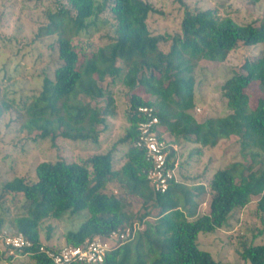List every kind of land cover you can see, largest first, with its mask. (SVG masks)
<instances>
[{
	"label": "trees",
	"instance_id": "obj_1",
	"mask_svg": "<svg viewBox=\"0 0 264 264\" xmlns=\"http://www.w3.org/2000/svg\"><path fill=\"white\" fill-rule=\"evenodd\" d=\"M64 1L75 17L70 15L71 10L62 9L54 18L53 29L48 30L50 34L59 32L62 65L52 78L44 79L42 92L24 104V127L39 132L40 138L50 139L53 145L58 137L97 142L99 127L116 115L113 94L102 86L111 79L112 84L120 81L130 90L129 126L115 147L129 144L131 148L118 169L109 152L83 162H39L35 182L22 177L6 182L0 204L11 202L16 206L23 202L24 211L14 222L17 232L33 242L32 248L18 252L29 255L35 264H54L40 252L41 223L87 212V219L66 233L67 245L82 246L87 240L107 237L114 231L144 226L108 253L102 264H221L199 247V234L226 226L253 197H258L257 211L264 214V50L250 63V72L237 73L223 85L228 110L223 116L199 121L190 113L195 107L193 72L200 61H224L239 44H264V24L239 23L229 16L219 17L213 10H187L180 33L163 35L149 28L150 15L157 13L150 0ZM261 1L248 0L251 4ZM106 13L112 17L115 36L109 44L86 53L74 43L73 36H79ZM253 83L263 95L254 109L248 94ZM139 89L150 97L146 99L137 92ZM101 100H106L104 107L91 103ZM145 106L152 107L159 118L163 139L165 132L177 140L214 148L235 136L242 153L251 157L248 166L235 162L214 172L207 213L191 212L194 194L178 180H173L165 193L152 188L147 179L152 163L134 146L139 123L144 120L139 109ZM10 109L8 101H0V118ZM175 156L172 149L169 162L173 161V167ZM111 183L140 198L145 213L126 212L122 198L105 192ZM4 222L0 218V234ZM4 254L0 251V261ZM241 257L250 264H264V242L245 247Z\"/></svg>",
	"mask_w": 264,
	"mask_h": 264
},
{
	"label": "rangeland",
	"instance_id": "obj_2",
	"mask_svg": "<svg viewBox=\"0 0 264 264\" xmlns=\"http://www.w3.org/2000/svg\"><path fill=\"white\" fill-rule=\"evenodd\" d=\"M150 1L157 8V13L150 15L149 28L156 34L180 33L187 10H213L217 16H229L239 23L264 24V0L258 4H251L248 0H183L184 4L178 0ZM62 9L70 11L71 7L64 0H0V101L11 104V109L0 118V196L5 183L14 177L35 182V168L39 162H83L95 154L112 152L114 168L118 169L131 148L129 144L115 147L129 126L130 90L120 81L112 84L111 79L104 81L102 86L113 94L116 115L108 117L106 125L99 127L97 142L58 137L53 145L50 139L40 138L39 132H30L24 127V104L42 92L44 79L52 78L55 69L62 65L59 59V32L48 33ZM70 12L75 17L76 13ZM68 20L67 15L64 17L65 24ZM94 21L95 24L91 23L79 36H73L74 43L86 53L109 44L115 36L109 13L102 14ZM263 50L264 44H239L222 62L200 61L193 72L195 107L190 113L199 121L225 115L228 110L223 85L237 73L250 72V63L258 59ZM137 92L146 99L150 97L144 89ZM248 94L250 107L254 109L263 95L255 83L248 89ZM91 103L104 107L106 100ZM162 134L167 142L176 147L174 161L177 164V180L194 194L190 203L193 214L209 211L212 198L209 182L215 171L235 162L245 166L251 162V157L242 153L239 138L235 136L221 141L214 148H202L183 139L177 140L169 133ZM201 187L204 189L201 190ZM105 192L122 198L126 212L145 213L143 201L122 189L120 184H109ZM257 202L258 197H253L252 202L243 210L236 211L223 228L212 233L201 232L199 247L210 252L221 264H250L241 257V253L251 244L264 242V214L257 211ZM23 211V202L16 206L11 202L0 204V218L5 221L3 234L17 233L14 219ZM87 217L88 213L83 212L67 214L60 220H44L40 225L41 242L57 248L67 245L66 233L76 230ZM148 220L153 221L151 218ZM142 229L144 226H141ZM0 251L5 253L0 264H35L29 255L7 248L1 238Z\"/></svg>",
	"mask_w": 264,
	"mask_h": 264
},
{
	"label": "built area",
	"instance_id": "obj_3",
	"mask_svg": "<svg viewBox=\"0 0 264 264\" xmlns=\"http://www.w3.org/2000/svg\"><path fill=\"white\" fill-rule=\"evenodd\" d=\"M139 112L144 120L139 123V136L134 146L143 150L152 167L147 173L155 192L165 193L173 180L177 181V164L169 162L172 149L176 147L161 138L160 120L149 106L141 107ZM141 226L114 231L107 237H96L87 240L82 246L65 245L60 248L42 243L40 252L54 264H102L108 253L124 244L134 236ZM0 238L11 251H22L33 247V242L22 233L7 235L1 233Z\"/></svg>",
	"mask_w": 264,
	"mask_h": 264
}]
</instances>
